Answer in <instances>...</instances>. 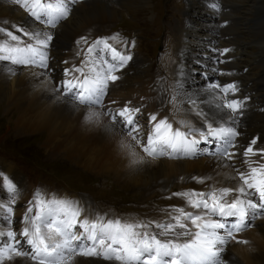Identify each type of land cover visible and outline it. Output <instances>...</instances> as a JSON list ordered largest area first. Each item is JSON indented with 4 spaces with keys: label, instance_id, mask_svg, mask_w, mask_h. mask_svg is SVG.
<instances>
[{
    "label": "snow or ice",
    "instance_id": "1",
    "mask_svg": "<svg viewBox=\"0 0 264 264\" xmlns=\"http://www.w3.org/2000/svg\"><path fill=\"white\" fill-rule=\"evenodd\" d=\"M77 2L10 0L37 27L16 23L11 30L0 27V34L6 37L0 40V64L11 65L7 68L11 75H16L17 69H26L34 77H43L41 86L53 85L49 90L56 101L87 110L85 123L100 124L107 117L105 127L120 137L117 148L128 157L130 166L161 158L197 159L207 155L216 161L217 168L230 170L226 178L232 183L217 179L218 173L193 176L195 183H213L208 190L172 192L166 198H181L187 208L169 206L162 221L124 222L102 215L81 218L78 201L41 194L28 201L17 221L18 186L6 174H0V264H12L16 259L31 264H76L77 257L100 259L106 264H228L223 256L228 243L247 244L238 235L254 227L256 219L264 218V146L259 136L242 144L238 129L250 97H240L234 81L208 80L202 87L212 95L220 112L209 120L202 99L194 98L178 85L171 99L178 106H190L205 123L174 127L168 117L160 118L157 113H148L145 123L141 120L143 104L106 102L110 84L121 78L120 73L134 59V41H122L124 50L108 43L109 39L117 40V35L97 38L91 44L86 37H79L77 45H86L79 65L64 67L61 78L54 80L55 69L50 64L54 30L71 16ZM212 7L220 10L219 4ZM230 51L213 49L216 64L230 62ZM63 63L69 65L67 60ZM216 71L225 74L223 70ZM15 223L22 227L15 229Z\"/></svg>",
    "mask_w": 264,
    "mask_h": 264
},
{
    "label": "bare ground",
    "instance_id": "2",
    "mask_svg": "<svg viewBox=\"0 0 264 264\" xmlns=\"http://www.w3.org/2000/svg\"><path fill=\"white\" fill-rule=\"evenodd\" d=\"M135 1L139 2L142 6H146L148 0ZM193 2L195 3L194 5ZM193 2L191 0H184L186 8L183 14L184 16L187 14L186 22L184 25L180 24L178 33H175L178 37L176 46L177 54L174 57L175 73L172 71L174 66L171 67V72H167L166 67L160 69L158 64V68L153 72L151 67V72L155 76L150 79L149 75L151 74L148 71V67H146L148 64L144 66L145 61L137 57L120 73L121 78L115 84H110L106 102L115 100L118 102V105H122L128 101H131L133 105L143 104L145 107L141 120L145 123L148 113H157L160 118L168 117L174 127L182 126V122H187V124L194 126H201L205 123L203 117L197 116L195 110L190 108V106L187 104L181 105L184 111L187 112V115L184 116L183 114L186 113L180 110L177 112L173 105L165 106L164 100L166 97H171L172 83L175 79L176 87L179 85L185 92L193 95L194 98L202 99V104L208 118L212 120L218 117L220 112L215 108L212 95L202 86L208 80H213V78L209 79V77L214 75V80H219L220 82L234 81L238 86L239 96L250 97L249 104L247 103L243 117L238 124V129L242 134L240 142L248 139L246 133L250 130L263 134L264 100L259 102V99L263 96L261 94H264V78L261 82L263 83L261 85L263 89L258 94H255L254 90L258 86L256 82L260 81L258 79L260 73L261 76H264L263 22L260 21L254 25L259 31L258 33H253V40L251 41L253 46L258 49L248 62H243L246 61L243 57L247 55V53L244 54L243 52L244 45L239 44L238 46L235 43L236 40L232 41L235 37L233 34L237 35V33H218L219 26L222 27L225 25L219 24V21L221 22L223 20L222 18L214 19V16L217 17L220 15V11H215L212 7L217 0H193ZM111 3H117V5H121L124 8L127 7L128 9L127 0H78L74 5L71 16L67 20L62 21L54 30L56 39L50 50V64L55 69V72L52 74H55L56 70L61 69L62 71L64 67L71 65L64 66L63 61H69L71 57H76L78 51L75 53L70 52L69 42L79 34L80 29L87 31L93 24L106 20H115L123 13V11L119 12V10L112 8ZM159 7L154 6L153 8L152 12L156 16L159 15ZM196 8L211 17H205L201 22L195 13ZM261 9L262 6L259 4V14H262ZM141 10H144L143 12L147 11L145 8ZM138 11L140 10L132 11L128 9L125 12H128L129 14H127L130 15L139 13ZM119 13L121 14L119 15ZM163 13L166 14L168 11H164ZM194 16L196 17L194 18ZM257 17L259 18V16ZM1 19L10 21L12 24H25L37 27L22 9L18 6L11 5L10 0H0ZM224 22L223 20L222 23ZM93 28L90 31L94 32ZM102 34L106 33H83L81 35H84L87 39L93 38V41H95L97 38L103 37ZM120 34L123 35L122 33ZM148 39L146 36V40ZM85 48L86 45L81 48L80 61L83 57L82 49ZM223 48L231 49L229 54L233 55L232 59L229 57L230 62L216 64L213 49ZM168 53L167 47H165L163 57L159 63L163 64V60ZM131 54L134 57L138 53L131 51ZM54 58L56 59V64ZM235 58H238V60L235 61ZM256 61H259L258 64H255ZM249 65H253L252 68L259 71L257 81H253L254 87H252L250 80L247 78ZM130 66L133 67L131 73L128 72ZM8 67L12 66H5L3 64L2 72L0 73V119H3L11 128L10 133L15 136L29 135L28 137H31L36 135L40 147L46 153L56 150V159L67 161L74 168H80L86 173H89V171L94 172L93 175L90 174L99 178L98 180H100L101 184L108 185L107 182L105 183L103 181L113 178L115 184L122 187L125 191L133 190L134 195L136 191H140L138 196L140 200L145 196L151 195H157L159 197L158 200H160L161 198L170 196L174 191H183L190 188L208 190V187L213 183L211 180L207 184L195 183L191 179L193 176H204L206 174L217 176L218 173L217 179H223L225 184L232 183V181L226 178L230 170L227 168H217L216 161L207 155H201L197 159L174 160L161 158L139 166H130L128 157L117 148L120 137L114 135L105 127L109 123L107 117L100 124L85 123L83 116L87 110L84 108H73L71 104L56 101L54 94L49 90L53 85L50 84L49 88L41 86L43 77H34L26 69H17V74L11 75L7 72ZM216 69L223 70L225 74H217ZM61 76L62 73L57 74L54 80H59ZM205 76H207V81L204 80ZM239 76L243 80H240ZM145 103L148 104L145 105ZM160 103H162L161 106ZM156 105L160 107L165 106V110L163 111L162 108L158 109ZM116 106L113 105V107ZM172 115H176L181 121L177 122L173 120ZM261 141L264 142V137ZM261 146H264V144ZM137 151L139 152V149ZM140 154L143 155V153ZM8 164L10 163L5 160H0V170H4L7 175H11L10 173L13 172L14 179L17 177L22 179L17 167L11 163L12 167L9 168L7 166ZM25 186L26 184L24 183L23 186L18 188L23 189ZM60 187H62L60 190L65 191V193L56 195V198L67 196L78 201L82 207L81 218L87 217L94 219L97 215L112 219L120 217L119 214H108L95 209L89 200L69 193L71 188L67 186ZM52 191L53 189L43 191L42 196L55 198ZM20 199L21 197L18 198V200ZM24 200L22 198L19 204L16 205V209L20 212H24V209L22 210L20 208V206H24ZM171 200L173 206L187 208L183 199L172 197ZM94 203L103 208L105 200H97L94 198ZM167 209L168 206L160 210L155 209V211L160 216L165 215ZM122 220L128 222V220L137 221L144 219L139 216H131ZM254 225V227L248 228L238 235L239 239L247 240V244H237L234 241L228 243L226 246L228 252L223 254L228 264H264V255L258 254L264 251V218L256 219ZM21 227L22 225L19 226L18 224L15 229L19 230ZM0 230H3V228L0 227ZM12 264H31V262L16 259ZM76 264H106V262L100 259L91 260L77 257Z\"/></svg>",
    "mask_w": 264,
    "mask_h": 264
},
{
    "label": "rangeland",
    "instance_id": "3",
    "mask_svg": "<svg viewBox=\"0 0 264 264\" xmlns=\"http://www.w3.org/2000/svg\"><path fill=\"white\" fill-rule=\"evenodd\" d=\"M191 1L193 2V0ZM127 3L129 10H140L138 11L139 13L128 15L129 13L125 12L128 11L127 7L124 8L121 5H117V3H111L112 8L119 10V12L123 11V15L119 13V15H121L118 16L119 18L117 17L115 20H106L104 22L93 24L87 31L80 29V32H78L79 34L69 42V51L74 53L76 51L81 52V48L84 46V44L83 42H81L80 45H77L76 40L79 37H85L84 35H81L83 33H106L102 34L103 37L101 36L100 38L117 35V40L109 39L108 43L117 50H124L125 45L122 43V41H134L135 47L131 48V51H135L136 53H138L134 56V59L140 57L143 61H145L144 66L148 64L146 67H148V71L151 74L149 75L150 79L154 78L155 74L152 72L158 68V64L160 69L166 67L167 72H171V67H173L175 63L174 57L177 54L176 46L178 37L177 35H175V33H178L177 31L180 24H185L187 15L186 13H188L186 12L185 16L183 14L184 9L186 8L184 0H148L146 6L140 5L139 2L135 0H127ZM194 4L195 3L193 2V5ZM216 4L220 5V15H218L217 17L214 16V19L217 20L222 18L224 21H227L226 25L222 23L223 20L221 22L219 21V24L225 26H219L218 33H237V35L233 34V36L235 37L232 41L236 40L235 43H237L238 46L239 44L244 45L243 52L244 54L247 53V55L243 57V59H246V61L243 62H248L258 49L253 46L251 41L253 40V33H258L259 31V29L257 27H254V25L256 23H259L260 21H262V24H264V0H217ZM259 4L262 6V14L258 13ZM154 6H160L159 15L157 16L152 12ZM196 7L198 6L196 5ZM142 8H145V10L147 11L143 12L144 10H141ZM199 9L196 8L195 13L197 14V17L199 20H201V22L205 17H211L206 15L204 12L202 13V11H199ZM164 11H168L169 15L168 13H163ZM221 14H223V16H221ZM257 16H259V18ZM195 17L196 16H194V18ZM11 26L12 22L2 19L0 20V27L9 28L11 30ZM92 27L95 28H93L94 32L90 31L92 30ZM234 28L237 32L234 30ZM120 33H122L123 35H121ZM146 36L150 40H146ZM3 38L6 39V37L0 34V39ZM92 41L93 38L88 39L89 43H91ZM165 47H167V51L169 53L164 58L162 64L159 62L163 57V51ZM228 56L230 57V59H232L233 55L228 54ZM55 60L56 59L54 58V62L56 64ZM236 60H238V58H235V61ZM79 61L80 55H77L76 53V57H71V59L69 60V64H78ZM258 62L259 61H256L255 64H258ZM252 66L253 65L248 66L249 71L247 78L250 80V84H252V87H254L255 85L253 81H257L259 71L252 68ZM2 67L3 64H0V73L2 72ZM60 71L61 69L56 70V73L52 74V76L55 77L57 74H61L62 71ZM132 71L133 67L130 66L128 68V72L131 73ZM172 71L173 73H175V66L172 68ZM206 77L207 76L204 77L205 81H207ZM210 78H213L214 80L215 76L212 75L209 77V79ZM263 78L264 76H261L260 73V77L258 78L260 79V81L256 82V85L258 86L254 89L255 94H258L261 89H263L261 87V85L263 84L261 83ZM239 79L243 80V78H240V76ZM175 83L176 82L174 79L172 83L171 97H166V99L164 100L165 106L168 107L173 105L177 112L180 110L181 112L183 111L184 113H186L183 114L185 116L187 115V112L184 111L183 107L181 105L178 106L177 103L175 104V102L171 99L175 95L177 90ZM261 95L263 96L259 99V102L264 100V94ZM147 104L148 103H145V105ZM161 104L162 103H160V106ZM160 106L156 105L158 109L162 108V110L164 111L165 106ZM171 117L177 122L181 121L179 118H177L176 115H172ZM185 123L187 122H182L181 124L183 125ZM10 131L11 128L6 124V122L3 119H0V160L9 162L10 164L7 165L9 168L12 167L11 163L17 167L22 176V179H19L18 177L14 179L13 172L10 173L11 175H6L15 184L17 183L16 185L18 187L23 186L24 183L26 184L23 189L18 188V198L21 197V199H25L23 204L24 206H20L22 210H25L28 201L32 199L36 194L43 195V191H50L53 189L52 194L55 198L56 195L64 194L65 191L60 190V188H62L60 186H67L71 188L69 190V193L75 194L79 198L89 200L95 209L108 214H119L120 217L118 218L121 220H125V218L131 216H139L144 220L156 219L157 221H162L166 218V214L158 216V213L155 211V209L160 210L161 208L166 206H173L171 199L167 200V198L164 197L158 200L159 197L157 195L145 196L140 200L138 197L140 191H136L135 195L134 192H132L133 190L125 191L122 187L115 184L113 178H109L110 180L107 179L108 181L102 180L105 183L107 182L108 185L101 184L100 180H98L99 178L92 176L94 172L89 171V173H86L80 168H74L71 163L67 161L58 158L56 159V150L54 152L46 153L45 150L40 147L36 135L31 137H28L29 135L15 136L14 134L10 133ZM253 136H259L261 139H263L264 132L263 134H259L254 130L248 131L246 133V137H248V139L241 141L242 144H247ZM261 139L260 144L263 145L264 142H262ZM0 174H5L4 170H0ZM0 186H2V178H0ZM24 188L26 189L24 190ZM18 198L17 205L19 204V201H21V199L18 200ZM94 198H96L97 200H105L104 207L102 208L101 206H97L94 203ZM23 214L24 212H20L18 209H16V220L19 221ZM128 222H134V220H128ZM18 224L19 223H15L14 228H16ZM227 252L228 250L226 248V251L224 253ZM258 254L264 255V251L259 252Z\"/></svg>",
    "mask_w": 264,
    "mask_h": 264
}]
</instances>
